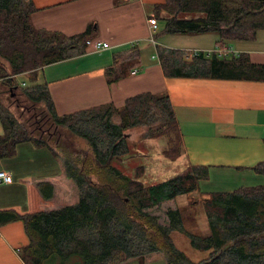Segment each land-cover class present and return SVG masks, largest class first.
<instances>
[{
  "label": "trees",
  "instance_id": "obj_1",
  "mask_svg": "<svg viewBox=\"0 0 264 264\" xmlns=\"http://www.w3.org/2000/svg\"><path fill=\"white\" fill-rule=\"evenodd\" d=\"M34 11L25 0H0V160L13 156L25 142L48 149L75 185L78 201L36 213L0 211V225L23 223L28 238L19 254L23 264L143 263L153 253H162L166 264H264V185L210 194L203 205L207 235L188 231L186 206L164 210L165 221L160 222L155 211L162 204L195 192L208 178L207 168L189 165L175 176L147 184L143 167L132 174L119 164L131 152L129 132L134 129L141 130L140 141L164 137L167 160L182 155L168 95L146 92L126 99L121 108L110 103L57 114L37 73L85 54L88 34L35 29L30 21ZM154 16L164 22L156 37L214 32L219 47L252 41L264 32V0H164L155 6ZM156 54L165 77H207L216 74L217 63H249L245 55L229 60L200 55L187 62L184 51L159 45ZM138 63L135 48L115 54L112 81L126 78ZM253 66L264 77V65ZM22 75L30 85L17 82ZM253 171L264 176V162ZM37 188L43 200L53 197L50 183ZM172 232L185 235L192 249L208 256L190 260L175 246Z\"/></svg>",
  "mask_w": 264,
  "mask_h": 264
},
{
  "label": "crops",
  "instance_id": "obj_2",
  "mask_svg": "<svg viewBox=\"0 0 264 264\" xmlns=\"http://www.w3.org/2000/svg\"><path fill=\"white\" fill-rule=\"evenodd\" d=\"M25 1L31 2L35 10L30 16L35 29L57 31L66 36L88 34L85 54L51 63L37 73V81L42 78L39 83L47 84L57 114L110 103L121 108L126 99L138 94L166 93L183 148L177 165L181 170L189 165L208 170V178L199 182L195 192L185 195L187 199L197 193L206 200L212 193H228L237 188L264 184V176L253 171L257 164L264 162V77L253 66L264 65V34L258 32L252 41L225 45L236 56L214 58L229 60L245 55L249 63L243 66L226 61L217 63L216 74L212 76L165 77L158 64L154 69L145 65L142 74L136 68L135 74L112 81L115 54L135 48L141 61L143 49L151 47L155 52L160 44L180 51H186L183 50L186 46L201 48L189 50H212L219 48L218 36L214 32H205L167 36L170 38L162 36L157 40L158 31L154 36L156 45L151 44L147 20L154 15L155 6L164 0ZM161 17H165L164 14ZM163 25L164 22L158 20V29ZM99 42L107 43L108 48H97ZM141 45L144 48H140ZM183 60L189 62L192 58L183 54ZM150 70H154V78ZM21 78L26 79L22 75L16 80ZM153 79L146 89V84ZM126 80L127 83L131 80L134 85L127 91L121 86ZM2 133L0 122V135ZM21 156L29 158L21 161ZM0 171L7 172L12 178L11 183H0V211L36 213L78 201L77 189L66 178L61 161L46 148H37L30 142L21 143L13 156L0 160ZM152 181L156 183L158 179L155 177ZM43 182L53 186V197L47 201L42 199L37 188V184ZM27 244L21 221L0 225V264H23L19 254Z\"/></svg>",
  "mask_w": 264,
  "mask_h": 264
},
{
  "label": "rangeland",
  "instance_id": "obj_3",
  "mask_svg": "<svg viewBox=\"0 0 264 264\" xmlns=\"http://www.w3.org/2000/svg\"><path fill=\"white\" fill-rule=\"evenodd\" d=\"M162 27L163 26H159V29H158L159 33L161 32ZM259 34H264V32L260 31ZM162 36H165V38H170L167 36H171V35L166 34V33H161L158 35V37H156V39L158 40ZM159 46H162V45L160 44ZM89 47H92V45ZM191 47L192 46H186L184 47L183 50L201 49V48H191ZM140 48H144V45H141ZM206 51L207 50L203 51L204 55L206 54ZM142 53L143 55L140 56L141 61H139L138 64H135V66L132 68V71H134L137 68L140 74L144 72L145 65L151 66L153 68L154 66H157L159 64L156 51L153 52L151 47H149V49H145V50L143 49ZM152 55H153V58L151 57ZM229 56H232V55H229ZM150 75L154 78V75H155L154 70H150ZM127 77H129V75ZM18 81L20 82V84L22 82L26 86L31 84V82H29L25 78H21ZM39 81H42V78ZM39 81L37 82L39 83ZM127 82L128 80L121 83V86L123 87L125 91L130 90L132 86H134L131 80L129 81V83ZM152 82H154V79L146 84L147 85L146 89H148V86ZM140 134H141L140 129H134L129 132V135H130L129 143L131 146V152L128 156H125L120 160L119 162L120 165L124 166V168L132 174L134 173L133 172L134 168L140 167V166L143 167L144 171L146 172V175L145 173L143 174L142 180L143 182L144 180L146 181L150 180L149 182H146V181L144 182L147 184L153 182L152 180L155 177L158 179V181H163L169 177L175 176L176 174L182 171L181 170L182 168L177 165L178 161L169 162V160H167L163 156L162 152L168 148L167 140L164 137L160 139L140 141L139 140ZM76 142L80 146H83V143L81 141L77 140ZM25 158H29V157L21 156L20 160L22 161ZM69 203L70 202H67V204ZM191 203H192V207H191ZM204 203H205V200H202L201 196H199L197 193H194L191 199H187V196L181 195L177 197L172 203L170 202V203L162 204L160 209L156 210L155 213L159 215L160 222H164L165 221L164 210L168 208H179V207L181 208V207L186 206L185 215H189V217H187L188 223L186 224L187 225L186 228L188 229V231L197 233L199 235H207L208 225H207L206 216L203 211ZM171 237L173 239L175 246L180 251H182L190 260L197 262L208 256L207 252H200V251H196L192 249L190 247L189 240L185 235L179 232H172ZM127 264H166V262H165V258L162 253H153V254L147 255L143 263H140L137 260H132V261H129Z\"/></svg>",
  "mask_w": 264,
  "mask_h": 264
},
{
  "label": "built area",
  "instance_id": "obj_4",
  "mask_svg": "<svg viewBox=\"0 0 264 264\" xmlns=\"http://www.w3.org/2000/svg\"><path fill=\"white\" fill-rule=\"evenodd\" d=\"M147 22H148L149 31L151 33L149 42L153 45H156V40H155L154 36L156 35V33L158 31V20L154 15H152L148 18ZM87 44H88V42H87ZM133 44H135V43H133ZM96 46H97V48H100V49H107L108 48V44L102 43V42L97 43ZM232 54L234 56H236V53L231 48H229L227 46L215 48L212 50H207L205 55H204V52L201 50H186V51H184V56L186 58H195V57H198L200 55H204L206 57L213 56V57H216L219 59H223L224 57L232 55ZM131 73L135 74L136 71L134 70ZM11 181H12V178L7 172L0 171V183L8 184V183H11Z\"/></svg>",
  "mask_w": 264,
  "mask_h": 264
}]
</instances>
